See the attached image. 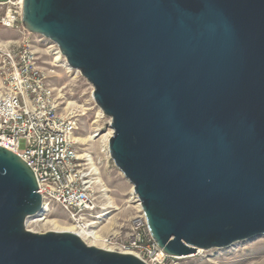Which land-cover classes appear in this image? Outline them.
Returning <instances> with one entry per match:
<instances>
[{
	"label": "water",
	"instance_id": "water-1",
	"mask_svg": "<svg viewBox=\"0 0 264 264\" xmlns=\"http://www.w3.org/2000/svg\"><path fill=\"white\" fill-rule=\"evenodd\" d=\"M111 118L108 152L167 254L264 235V0H23ZM36 175L0 145V264H147L38 233Z\"/></svg>",
	"mask_w": 264,
	"mask_h": 264
},
{
	"label": "built area",
	"instance_id": "built-area-1",
	"mask_svg": "<svg viewBox=\"0 0 264 264\" xmlns=\"http://www.w3.org/2000/svg\"><path fill=\"white\" fill-rule=\"evenodd\" d=\"M23 0H0V28L26 30L22 23ZM6 89L0 94V145L18 153L33 169L45 210L51 202L64 209L78 229L98 207L99 171L91 154L79 152L72 105L65 111L55 87L38 63L35 43L28 37L18 45L1 44ZM21 140L25 148L20 149ZM102 208V207H101ZM126 241L121 233L103 237L112 250L133 252L147 264H172L151 235L141 212L133 219Z\"/></svg>",
	"mask_w": 264,
	"mask_h": 264
},
{
	"label": "rangeland",
	"instance_id": "rangeland-1",
	"mask_svg": "<svg viewBox=\"0 0 264 264\" xmlns=\"http://www.w3.org/2000/svg\"><path fill=\"white\" fill-rule=\"evenodd\" d=\"M27 37L35 43L38 63L47 73L48 81L55 87L61 111H65L69 104L75 109V135L79 138V152L91 154L99 171L102 196L99 197L98 207L85 222L93 224L91 230L103 237L121 233V241H126L133 219L142 208L133 185L115 165L108 152V140L113 132L111 118L95 102L92 84L79 70L68 65L65 56L53 41L40 34H29L26 30L0 28V45H18ZM3 65L0 58V94L6 89V70ZM24 148L25 141L21 140L20 149ZM74 224V219L64 209L51 202L43 216L30 218L26 222V228L45 233L69 231ZM86 242L94 245L92 239ZM200 250L188 256L173 258L171 263L264 264V235L237 241L227 247Z\"/></svg>",
	"mask_w": 264,
	"mask_h": 264
},
{
	"label": "bare ground",
	"instance_id": "bare-ground-1",
	"mask_svg": "<svg viewBox=\"0 0 264 264\" xmlns=\"http://www.w3.org/2000/svg\"><path fill=\"white\" fill-rule=\"evenodd\" d=\"M71 104H75V103H72ZM104 190V189H103ZM46 212V210H43L42 213L40 214H37V215H34V216H31L27 219V221L30 219V218H34V217H39V216H43V214ZM93 224H90V227L88 229H78V227L74 224L73 227H71L69 229V231L71 232H75L77 234H79L81 236V238L84 240V241H87L88 239H92V243H94V245H97L98 247H101V248H106V249H110V247L104 242V239L101 235H99L95 230H91V226ZM93 245V244H91ZM199 251H201L199 249Z\"/></svg>",
	"mask_w": 264,
	"mask_h": 264
}]
</instances>
